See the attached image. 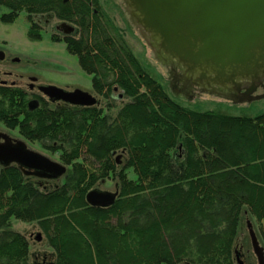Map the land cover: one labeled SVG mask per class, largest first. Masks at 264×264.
<instances>
[{"label":"trees","instance_id":"1","mask_svg":"<svg viewBox=\"0 0 264 264\" xmlns=\"http://www.w3.org/2000/svg\"><path fill=\"white\" fill-rule=\"evenodd\" d=\"M0 5L8 10L0 16L6 23L27 13L34 40L42 31L34 17L73 25L74 33L52 39L65 43L105 100L90 107L40 100L31 109L17 83L0 85V123L58 153L70 169L46 191L20 166L0 165V264H23L29 253L26 237L10 228L12 218L37 223L55 252L53 264H238L243 210L258 224L264 220V112L229 116L175 103L100 0ZM122 98L129 101L111 121L106 112ZM109 180L118 191L115 202L88 204L87 192Z\"/></svg>","mask_w":264,"mask_h":264},{"label":"rangeland","instance_id":"2","mask_svg":"<svg viewBox=\"0 0 264 264\" xmlns=\"http://www.w3.org/2000/svg\"><path fill=\"white\" fill-rule=\"evenodd\" d=\"M100 2L146 72L162 85L175 103L193 111H211L229 116L254 117L264 112L262 89L256 92L255 96L259 97L247 101L244 94L238 99L233 98L234 94H231L233 89H224L223 86L221 87L211 81H200L199 72L188 73L180 64L171 61L162 52L157 51L149 34L145 33L137 24L124 0H100ZM7 12V8L0 5V16ZM34 20L42 28L38 40L28 36L30 24L25 11L20 12L11 23L0 21V51L5 55L4 60L0 61V72L3 78L9 84L17 82V85L26 91H29L28 85L33 83L31 78H35L38 85H53L65 91L80 89L91 93L99 99L100 105L104 106L105 100L94 94L92 76L81 69L77 57L67 52L63 41L52 39L54 33L58 34L59 37L67 34L64 32L66 27L60 28L63 23L52 15H40L34 17ZM262 74L263 72L258 73V75ZM209 77L211 78L213 75H208L207 78ZM228 87L232 88L233 85L228 84ZM127 101L129 99L115 100L117 106L106 112L111 121L117 115L120 107ZM0 131L12 138L23 140L30 150L61 163L58 153L51 154L40 143L24 140L17 129H8L0 123ZM69 170V168L66 169L67 173ZM127 173L130 179H135L131 169ZM39 179L36 181L38 184L34 182V185L38 189L49 191L54 188L53 183L58 182V185H61L65 180V175L54 182ZM114 185V181L109 180L99 184L97 188L113 192ZM10 228L25 236L29 242V253L27 258L23 260V264L42 263L43 261L48 264L55 263V252L48 245L46 237L36 222L28 223L12 218ZM261 228L264 229V220L262 224H258L256 219L244 209L240 216L235 239V251L239 253L242 264H259L251 233L255 236L264 258V241L261 236ZM38 234L41 236L40 239H37ZM237 263L240 264L239 261Z\"/></svg>","mask_w":264,"mask_h":264},{"label":"water","instance_id":"3","mask_svg":"<svg viewBox=\"0 0 264 264\" xmlns=\"http://www.w3.org/2000/svg\"><path fill=\"white\" fill-rule=\"evenodd\" d=\"M124 1L157 51L175 59L186 72H199L200 81L234 85L236 76L258 75L264 67V0ZM63 27H66L65 33L75 31L74 26L66 23L60 26ZM4 57L0 51V60ZM0 83L5 81L0 78ZM38 89L49 99L70 105L90 107L97 103L96 97L80 89L65 91L53 85ZM250 91L246 90L244 97ZM35 105V101L29 102L31 109ZM11 164L20 166L27 176L43 179H58L66 172L62 163L30 150L23 140L0 131V165ZM117 194V189L111 192L93 188L87 192L86 201L91 206L106 208L115 202ZM40 237L38 234L37 239ZM251 238L258 262L264 264L252 233ZM236 254L242 264L239 253Z\"/></svg>","mask_w":264,"mask_h":264},{"label":"flooded vegetation","instance_id":"4","mask_svg":"<svg viewBox=\"0 0 264 264\" xmlns=\"http://www.w3.org/2000/svg\"><path fill=\"white\" fill-rule=\"evenodd\" d=\"M65 30H66V28H64V32H65ZM54 36L59 37V35L55 34V33L52 34V37H54ZM66 36L67 35H64L63 37H60L61 40H63ZM3 60H0V61H3ZM259 72H263V74L262 75H255V73H253V74H250L248 76H245V75L244 76H236L234 78V82H233L234 85L232 84L233 85L232 88L228 87V83H225V82L223 83V85L222 84H218V85H220L221 87L223 86L224 89H227V90H232L233 89L232 90L233 92L231 94H234L233 98H236V99L241 97L242 94H245L246 90L249 89V90H251L250 93H248L247 96L244 97V98H246V99L253 98L256 95L257 90H259V89H262V94L264 93V87H263V85H264V67L262 69H260L258 71V73ZM0 78L3 81H5V84H1L0 83V85H7L8 84V81L3 78V75L1 74V72H0ZM31 80H32L33 83L28 85V90L29 91L25 90L24 92L26 94H29V96H30V100L29 101H31V100L35 101V103H36L35 107L39 105L40 100H43V101H45L48 104H54L56 106L64 103L62 101H54L52 99H49L47 96H45L43 93H41L39 91V89H38L39 86H48V85H38L36 83L37 80H35V78H31ZM11 83H15L16 84L17 82H11ZM214 84H216V83H214ZM66 104H68V103H66ZM73 106H75V105H73ZM82 107H84V106H82Z\"/></svg>","mask_w":264,"mask_h":264},{"label":"crops","instance_id":"5","mask_svg":"<svg viewBox=\"0 0 264 264\" xmlns=\"http://www.w3.org/2000/svg\"><path fill=\"white\" fill-rule=\"evenodd\" d=\"M263 223V222H262Z\"/></svg>","mask_w":264,"mask_h":264}]
</instances>
